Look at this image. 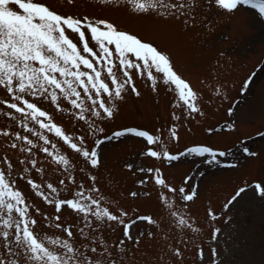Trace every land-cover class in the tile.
Masks as SVG:
<instances>
[{
    "label": "snow or ice",
    "instance_id": "1",
    "mask_svg": "<svg viewBox=\"0 0 264 264\" xmlns=\"http://www.w3.org/2000/svg\"><path fill=\"white\" fill-rule=\"evenodd\" d=\"M67 2L74 4L75 0ZM114 2L119 5L120 0ZM99 3L108 5V0H99ZM130 3L137 14L159 12L169 17L181 14L188 16L197 6L196 0H192L191 4L186 0H130ZM239 5H250L264 16V0H208V7L222 10L235 11ZM153 70L162 75L166 85L174 86L179 98L174 103L182 109V114L172 112L173 122L167 129V137L135 126L120 128L112 133V137L135 134L144 138L146 148L141 154L155 158L161 164L167 162L169 166L186 154L206 157L205 162L209 164L238 166L240 160L230 158L226 147L213 146L207 142H193L183 151L173 152L167 147L166 141L179 143L184 115L189 118L204 116V111L198 102V90L177 72L166 51L120 28L108 18L65 12L48 0H0V86L10 97L0 99V104L9 109L5 113L6 117L13 123L18 122L19 127L28 133L14 131L12 127H0V135L8 138L12 149L20 150L19 164L22 166L16 168L7 154L0 157V165H6V168L0 166V264H135L133 258L126 260L127 243H134L138 249L145 235L154 239L155 233L137 230L133 235V228L139 222L160 227L161 220L151 214H130L119 203H110L100 193L93 171L102 163L99 146L110 139L108 135L98 134L104 133V123L115 119L117 101L124 98L126 86L130 85L131 91L140 95L134 83L133 71L141 76L146 72L155 91L158 77ZM252 80L253 76H249L244 81L241 92L247 90ZM224 91L223 86L217 84L215 92ZM33 98L50 101L56 109L74 114L77 120L84 121L88 133L96 136L94 143L89 144L85 135L76 137L68 134L54 121L53 115L38 106ZM62 101L70 102L71 107H62ZM234 111V108H228L229 113ZM225 127L228 131H234L236 123L226 122ZM44 130L62 138L64 144L82 158L84 168L89 169L87 175L91 181L90 187L85 188L83 179L76 185L72 161L57 148ZM206 131L211 134L215 130L208 127ZM256 134L264 136V133ZM37 140L44 142L43 153L54 159L58 168L62 166L63 175L58 185L51 181L38 182L30 174L33 169L43 171L42 166L37 167L38 160L33 156ZM239 151L251 157L259 155L248 145H243ZM125 167L133 169L135 166L127 163ZM137 170L148 174L137 180V184L153 181L162 189L169 190L174 197L178 196L184 202L186 211L188 204L198 196L197 186L189 189L184 183L175 187L168 182L162 167L151 165ZM17 174L39 198L53 207L52 213L29 201L18 186ZM67 182L76 185L75 191L70 197L61 198V191L71 192ZM184 182H190V177L185 175ZM248 188L247 184L238 188L223 205L224 209H228ZM253 190L264 200V181H253ZM129 195L136 197L139 193L132 191ZM160 199L162 207L167 206L173 223L180 228L187 225L195 232L200 231L194 227L191 217L173 210L174 200L166 192L160 193ZM112 203H115L116 211L112 210ZM33 208L41 219L33 215ZM65 212L79 220L75 229L63 219ZM208 214L212 219L221 215L211 208ZM41 224L55 231L52 234L43 232ZM114 224L121 226L122 237L109 244L103 229H112ZM221 232L220 227H214L211 231L212 264H224L215 246ZM166 247L170 255L168 264H176V259L183 260L185 252L181 247ZM195 255L199 257V264H203L205 253L202 246H197Z\"/></svg>",
    "mask_w": 264,
    "mask_h": 264
},
{
    "label": "rangeland",
    "instance_id": "2",
    "mask_svg": "<svg viewBox=\"0 0 264 264\" xmlns=\"http://www.w3.org/2000/svg\"><path fill=\"white\" fill-rule=\"evenodd\" d=\"M48 2L65 12L108 18L120 28L152 42L170 55L177 72L198 90V102L203 108L204 116L189 118L184 115L183 120L188 122L181 121L180 141H166L169 150L183 151L184 147L193 142H207L213 146L228 148L230 158L240 160L239 165L233 167L227 164H209L205 162L206 157L186 154L169 166L167 162L161 164L159 160L141 154L146 148L144 138L135 134L112 137V133L118 129L132 126L167 137V129L173 122L172 112L182 114V109L174 103L179 99L178 93L174 91V86L169 87L163 82L161 74L153 70L158 77L157 90L154 91L146 72L141 76L133 71L134 83L140 95L132 92L130 85L126 86L124 98L117 101L118 112L115 119L104 123V133L98 134L108 135L110 139L99 146L102 163L93 171L100 193L110 203H119L130 214H151L161 220L160 227L150 226L147 222L135 225L133 235L137 230L152 231L155 238L145 235L138 249L129 241L126 260L133 258L135 264H168L170 255L166 246L175 245L185 252L183 260L176 259V264H194V261L199 264V257L195 253L197 246H202L205 253L203 264H212L211 231L214 227H220L222 232L215 246L224 264H264V200L253 190V181H264V136L256 134L264 133V16L250 5H239L235 11L210 8L208 0H196L197 6L188 16L181 14L171 17L162 16L159 12L137 14L130 0H120L119 5L114 0H108V5H101L99 0H75L74 4H69L67 0ZM186 2L191 4L192 0ZM249 76H253V80L247 90L241 92L244 81ZM217 84L222 85L225 91L216 93ZM3 98L10 99L6 90L0 86V99ZM33 99L38 102V106L49 111L54 121L68 134L76 137L85 135L89 144L94 143L96 136L88 133L84 121L77 120L74 114L56 109L50 101ZM62 107L70 108V102L62 101ZM229 107L235 109L234 113L228 112ZM8 110L7 106L0 104V127H12L14 131L20 130L28 134L19 127L18 122L13 123L6 117ZM232 121L236 123V129L228 131L225 124ZM208 127H213L214 133H208ZM44 131L72 161L76 185L83 179L85 188L90 187L91 181L87 175L89 169L84 168L82 158L64 144L62 138ZM243 145L258 151L259 155L251 157L241 153L239 149ZM43 146L44 142L37 140L33 147V156L38 160L37 167L42 166L43 171L33 169L30 174L38 182L51 181L58 185L63 175L62 166L58 168L56 161L43 153ZM5 154L12 159L16 168L22 167L19 164L20 150L12 149L8 138L0 135V157ZM127 163H132L135 167L128 169L125 167ZM151 165L162 167L163 175L175 187L182 183L189 189L192 186L198 187V196L188 204L187 211L178 196L174 197L169 190L162 189L153 181L150 180L144 185L136 183L144 175H148L137 169ZM0 166L6 168V165ZM185 175L190 177V182H184ZM17 180L18 186L30 202L49 213L54 211L18 174ZM67 183L71 192L61 191V198H68L75 191L76 185ZM245 184L249 188L228 209H224L223 205L227 200ZM132 191H137L139 195L130 196ZM162 191L174 200L173 210L191 217L194 227L200 229L199 232L193 231L187 225L180 228L173 223L167 206L162 207ZM111 206L116 211L115 203ZM209 208L221 215L212 219L208 214ZM32 211L33 215L41 219L34 208ZM63 219L74 229L79 224L76 217H70L66 212ZM40 227L48 234L55 231L44 224ZM103 234L108 243L112 244L113 240L122 237V228L114 224L112 229L105 227Z\"/></svg>",
    "mask_w": 264,
    "mask_h": 264
}]
</instances>
